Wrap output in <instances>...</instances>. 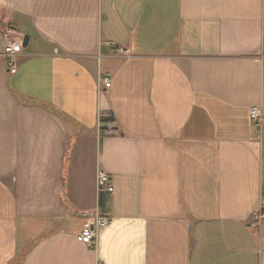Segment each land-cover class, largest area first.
<instances>
[{
	"label": "crops",
	"instance_id": "1",
	"mask_svg": "<svg viewBox=\"0 0 264 264\" xmlns=\"http://www.w3.org/2000/svg\"><path fill=\"white\" fill-rule=\"evenodd\" d=\"M5 27L0 264H264V0H0Z\"/></svg>",
	"mask_w": 264,
	"mask_h": 264
},
{
	"label": "built area",
	"instance_id": "2",
	"mask_svg": "<svg viewBox=\"0 0 264 264\" xmlns=\"http://www.w3.org/2000/svg\"><path fill=\"white\" fill-rule=\"evenodd\" d=\"M1 39L3 41V52L4 57L9 59L10 67L8 72L15 73V68L13 59L18 56L20 50L22 49L23 39H16L13 30L9 27H5L0 33ZM105 88H109V80H105ZM249 119L252 123H257L261 120V112L257 107H252L249 109ZM103 127L107 130H113V128L108 123H102ZM96 189L97 192H112L111 177L102 170L96 172ZM256 220H264V210L261 211L256 217ZM109 222L107 217H103L100 214H94L87 217L80 229L79 240L80 242L88 248H91L96 237L97 229L106 226Z\"/></svg>",
	"mask_w": 264,
	"mask_h": 264
},
{
	"label": "water",
	"instance_id": "3",
	"mask_svg": "<svg viewBox=\"0 0 264 264\" xmlns=\"http://www.w3.org/2000/svg\"><path fill=\"white\" fill-rule=\"evenodd\" d=\"M27 43H28V37H25L24 41H23V47L24 48L27 46Z\"/></svg>",
	"mask_w": 264,
	"mask_h": 264
}]
</instances>
